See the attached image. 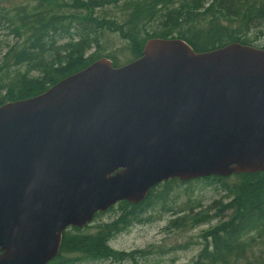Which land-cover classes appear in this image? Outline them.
Wrapping results in <instances>:
<instances>
[{
    "label": "water",
    "instance_id": "obj_1",
    "mask_svg": "<svg viewBox=\"0 0 264 264\" xmlns=\"http://www.w3.org/2000/svg\"><path fill=\"white\" fill-rule=\"evenodd\" d=\"M198 68V72H197ZM264 172V48L150 38L0 105V264H48L63 234L170 179Z\"/></svg>",
    "mask_w": 264,
    "mask_h": 264
},
{
    "label": "trees",
    "instance_id": "obj_2",
    "mask_svg": "<svg viewBox=\"0 0 264 264\" xmlns=\"http://www.w3.org/2000/svg\"><path fill=\"white\" fill-rule=\"evenodd\" d=\"M0 20L10 24L17 38L13 45L0 39L2 105L38 95L102 58L88 59L86 54L99 46L100 34L107 31L129 42L134 59L141 56L150 38L179 37L202 53L231 42L252 45V35H264V0H0ZM106 57L120 66L112 55ZM204 179L224 184L231 199L217 207V216L227 219L205 234L209 246L200 253V260L232 264V259H243L246 246L249 250L252 245L254 238L247 243L244 235L264 224V172ZM176 181L180 180L165 182ZM157 185L138 205L123 201L125 209L144 212ZM129 222L123 214L96 233L84 232L90 224L67 229L60 254L48 264H63L65 253L85 260L129 256L108 245Z\"/></svg>",
    "mask_w": 264,
    "mask_h": 264
},
{
    "label": "rangeland",
    "instance_id": "obj_3",
    "mask_svg": "<svg viewBox=\"0 0 264 264\" xmlns=\"http://www.w3.org/2000/svg\"><path fill=\"white\" fill-rule=\"evenodd\" d=\"M111 11L118 15L117 9ZM0 39L9 45L17 42L13 28L1 20ZM250 43L264 48V35H252ZM106 55L115 57L120 66L134 60L129 42L112 31L100 34L99 46L89 50L86 57L92 59ZM166 182L157 185L144 212L137 214L119 202L97 214L85 228V233H96L101 226L109 225L125 214L131 222L126 229L111 237L108 245L115 251L129 253V256L85 260L76 254L65 253L63 264H203L200 253L209 246L205 234L227 219L217 216V207L231 199L228 191L224 184L211 179H196L190 183ZM243 238L247 243L251 238L254 240L249 250L246 246L245 257L239 261L232 259V264H264V224L248 231Z\"/></svg>",
    "mask_w": 264,
    "mask_h": 264
}]
</instances>
